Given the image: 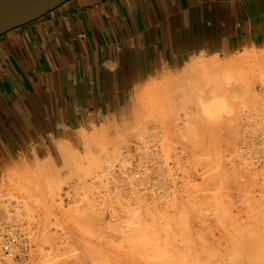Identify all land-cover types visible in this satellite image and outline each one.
<instances>
[{
	"label": "rangeland",
	"instance_id": "rangeland-1",
	"mask_svg": "<svg viewBox=\"0 0 264 264\" xmlns=\"http://www.w3.org/2000/svg\"><path fill=\"white\" fill-rule=\"evenodd\" d=\"M210 63L229 74L203 68L198 80ZM58 146L69 155L57 147L0 180V235L17 229L29 246L1 264H235L228 254L264 252V47L166 70Z\"/></svg>",
	"mask_w": 264,
	"mask_h": 264
},
{
	"label": "crops",
	"instance_id": "crops-1",
	"mask_svg": "<svg viewBox=\"0 0 264 264\" xmlns=\"http://www.w3.org/2000/svg\"><path fill=\"white\" fill-rule=\"evenodd\" d=\"M258 47L264 0H70L9 31L0 37V180L114 117L162 72Z\"/></svg>",
	"mask_w": 264,
	"mask_h": 264
},
{
	"label": "water",
	"instance_id": "water-1",
	"mask_svg": "<svg viewBox=\"0 0 264 264\" xmlns=\"http://www.w3.org/2000/svg\"><path fill=\"white\" fill-rule=\"evenodd\" d=\"M70 0H0V37L32 23Z\"/></svg>",
	"mask_w": 264,
	"mask_h": 264
},
{
	"label": "bare ground",
	"instance_id": "bare-ground-1",
	"mask_svg": "<svg viewBox=\"0 0 264 264\" xmlns=\"http://www.w3.org/2000/svg\"><path fill=\"white\" fill-rule=\"evenodd\" d=\"M233 65V64H232ZM226 66V65H225ZM225 66H220V64H213V63H210V64H206V65H203L202 66V71L201 72H203L204 70H203V68L204 69H208V70H205V71H210V72H213V73H211V74H215V72L216 73H218L217 71H219V70H221V68H222V71L226 68ZM229 67H230V65H228ZM224 67V68H223ZM229 67H227L225 70L227 71L226 73H222V72H220V73H222V74H226V75H228L229 73H228V69H229ZM233 67H235V66H233ZM238 67V66H237ZM232 68V67H231ZM235 69H238V68H236L235 67ZM201 70V69H200ZM232 70V69H231ZM199 71V70H198ZM205 71L203 72V73H201V72H199L198 74L200 75V74H202V76H200V78L198 79L197 77L199 76V75H196L197 77H196V79H198V80H202L203 81V77L205 76V75H208L207 74V72L205 73ZM209 72V73H210ZM230 73H231V71H229ZM205 73V74H204ZM203 74H204V76H203ZM210 75V74H209ZM217 75V74H216ZM219 75H221V74H219ZM212 76H214V75H212ZM223 76V75H222ZM209 77V76H208ZM184 78V77H183ZM180 79V78H179ZM190 79V78H189ZM189 79H188V82H189ZM207 79V78H206ZM206 79H204V80H206ZM211 78L209 77V80H210ZM181 80V79H180ZM179 80V81H180ZM185 80H186V77H185ZM185 80H183L184 82H185ZM190 80H193L194 81V79H190ZM198 80H195V82L196 83H199L200 85L203 83L202 81H200V82H198ZM211 81V80H210ZM190 82H192V81H190ZM205 83H206V81H204ZM180 84H182V82H179ZM177 84V83H176ZM183 84H185V83H183ZM188 84V83H187ZM203 85V84H202ZM205 85V84H204ZM185 86H187V85H185ZM189 86V85H188ZM187 86V87H188ZM57 144H59L58 142H57ZM56 144V145H57ZM65 144V143H64ZM69 145V144H68ZM253 145V144H252ZM61 146H63V145H61L60 144V147ZM60 147L58 146V150H60V152H63L62 154H61V156H64L63 154L65 153L63 150L61 151V149H60ZM65 147V146H64ZM67 146H66V151H67ZM64 149V148H63ZM39 152V151H38ZM40 153V152H39ZM65 154H68V151H67V153H65ZM69 155V154H68ZM68 156L67 155H65V158L64 159H66ZM63 159V158H62ZM228 252V251H227ZM234 252V251H233ZM228 255H230L231 256V258L233 257L234 259H235V264H264V252H258L257 250H256V248L254 247V246H252V247H250V250H245V249H242L241 251H240V253H231V254H228Z\"/></svg>",
	"mask_w": 264,
	"mask_h": 264
},
{
	"label": "built area",
	"instance_id": "built-area-1",
	"mask_svg": "<svg viewBox=\"0 0 264 264\" xmlns=\"http://www.w3.org/2000/svg\"><path fill=\"white\" fill-rule=\"evenodd\" d=\"M29 246L25 235L15 229L0 235V264L6 259L12 261L24 260L27 257Z\"/></svg>",
	"mask_w": 264,
	"mask_h": 264
}]
</instances>
